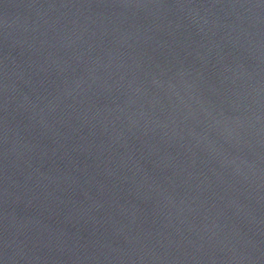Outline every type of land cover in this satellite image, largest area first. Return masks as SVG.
<instances>
[{
	"label": "water",
	"instance_id": "95a60500",
	"mask_svg": "<svg viewBox=\"0 0 264 264\" xmlns=\"http://www.w3.org/2000/svg\"><path fill=\"white\" fill-rule=\"evenodd\" d=\"M0 264H264V0H0Z\"/></svg>",
	"mask_w": 264,
	"mask_h": 264
}]
</instances>
